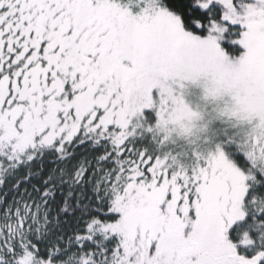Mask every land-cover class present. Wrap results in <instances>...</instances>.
Listing matches in <instances>:
<instances>
[{
	"label": "snow or ice",
	"instance_id": "snow-or-ice-1",
	"mask_svg": "<svg viewBox=\"0 0 264 264\" xmlns=\"http://www.w3.org/2000/svg\"><path fill=\"white\" fill-rule=\"evenodd\" d=\"M257 123L264 0H0V264H264Z\"/></svg>",
	"mask_w": 264,
	"mask_h": 264
},
{
	"label": "trees",
	"instance_id": "trees-1",
	"mask_svg": "<svg viewBox=\"0 0 264 264\" xmlns=\"http://www.w3.org/2000/svg\"><path fill=\"white\" fill-rule=\"evenodd\" d=\"M186 104L191 109V116L183 121H176L170 124L165 131V135L171 137L177 147L188 148L196 138V132L199 130L202 117L212 116L215 120L229 121L234 116L229 101L219 98L211 100L205 98L203 88L197 85L189 84L184 91ZM209 108H214V113L208 111ZM244 123V121H240ZM253 138L264 135V129L260 128L259 123L251 128Z\"/></svg>",
	"mask_w": 264,
	"mask_h": 264
},
{
	"label": "rangeland",
	"instance_id": "rangeland-1",
	"mask_svg": "<svg viewBox=\"0 0 264 264\" xmlns=\"http://www.w3.org/2000/svg\"><path fill=\"white\" fill-rule=\"evenodd\" d=\"M224 121V120H223ZM225 122H227V120H225Z\"/></svg>",
	"mask_w": 264,
	"mask_h": 264
}]
</instances>
